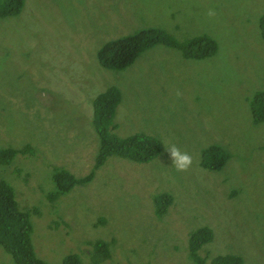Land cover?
Returning a JSON list of instances; mask_svg holds the SVG:
<instances>
[{
	"label": "rangeland",
	"instance_id": "1",
	"mask_svg": "<svg viewBox=\"0 0 264 264\" xmlns=\"http://www.w3.org/2000/svg\"><path fill=\"white\" fill-rule=\"evenodd\" d=\"M262 15L264 0H23L0 18V148L23 150L0 164V179L30 212L36 256L199 264L189 235L207 226L202 264L224 254L264 264V121L250 109L264 90ZM145 28L184 44L208 37L216 48L194 58L157 42L123 69L98 63L105 42ZM111 86L120 94L112 134L153 136L158 154L146 162L110 154L90 180L49 198L55 170L91 172L99 151L92 100ZM212 144L228 153L217 170L201 165ZM173 146L191 157L187 169L172 164ZM164 193L171 204L158 214ZM0 264H12L1 247Z\"/></svg>",
	"mask_w": 264,
	"mask_h": 264
},
{
	"label": "trees",
	"instance_id": "2",
	"mask_svg": "<svg viewBox=\"0 0 264 264\" xmlns=\"http://www.w3.org/2000/svg\"><path fill=\"white\" fill-rule=\"evenodd\" d=\"M23 0H0V18L17 14ZM261 36L264 39V15L259 19ZM160 42L182 50L185 57L200 58L215 51V43L208 37H196L179 43L156 28H145L105 42L97 51L98 63L107 69L120 70L128 66L144 49ZM201 42H204L203 44ZM120 100L116 87H107L92 100V121L99 138V151L96 162L87 175L75 178L69 172L55 170L53 180L56 190L49 195L53 200L68 191L73 185L91 179L93 170L112 154L138 162H146L159 152V142L153 136L135 133L117 137L111 130L115 127L113 116ZM250 109L255 122L264 121V90L256 92L250 99ZM27 148V147H25ZM23 150L0 148V164L6 163ZM228 153L214 144L207 147L201 165L210 170L222 167ZM171 204V196L164 193L157 200V213L162 214ZM34 211V209H33ZM32 224L29 210L19 209L13 187L0 179V247L12 258V264H47L36 256L31 242ZM212 231L207 226L196 228L189 235V250L196 262L202 264L197 250L209 242ZM102 256L107 255V243L100 241L97 246ZM60 264H80L76 254L65 256ZM211 264H243L239 255L224 254L212 258Z\"/></svg>",
	"mask_w": 264,
	"mask_h": 264
},
{
	"label": "clouds",
	"instance_id": "3",
	"mask_svg": "<svg viewBox=\"0 0 264 264\" xmlns=\"http://www.w3.org/2000/svg\"><path fill=\"white\" fill-rule=\"evenodd\" d=\"M167 150L170 154L172 164L175 166V168L178 171H183L189 167V165L191 164V157L187 153H183V152L179 151L174 146L167 149ZM216 256H218V255H216Z\"/></svg>",
	"mask_w": 264,
	"mask_h": 264
}]
</instances>
